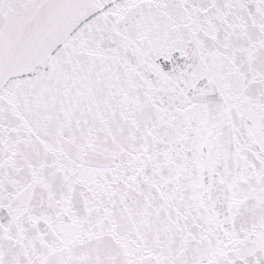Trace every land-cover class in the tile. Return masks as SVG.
Here are the masks:
<instances>
[{
	"label": "snow or ice",
	"instance_id": "1",
	"mask_svg": "<svg viewBox=\"0 0 264 264\" xmlns=\"http://www.w3.org/2000/svg\"><path fill=\"white\" fill-rule=\"evenodd\" d=\"M0 264H264V0H0Z\"/></svg>",
	"mask_w": 264,
	"mask_h": 264
}]
</instances>
